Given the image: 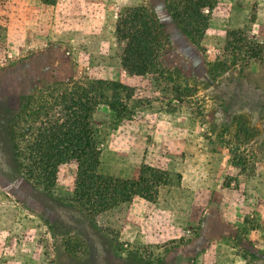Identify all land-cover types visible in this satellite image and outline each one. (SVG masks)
<instances>
[{
	"label": "rangeland",
	"instance_id": "1",
	"mask_svg": "<svg viewBox=\"0 0 264 264\" xmlns=\"http://www.w3.org/2000/svg\"><path fill=\"white\" fill-rule=\"evenodd\" d=\"M166 2L0 0V264H264V0H215L198 42ZM134 6L166 39L142 76L120 65L114 30ZM94 80L121 86L93 114L98 171L148 166L165 181L153 202L90 220L70 200L75 163L46 192L21 174L9 132L53 85Z\"/></svg>",
	"mask_w": 264,
	"mask_h": 264
},
{
	"label": "trees",
	"instance_id": "2",
	"mask_svg": "<svg viewBox=\"0 0 264 264\" xmlns=\"http://www.w3.org/2000/svg\"><path fill=\"white\" fill-rule=\"evenodd\" d=\"M214 4L215 0H167L166 8L184 34L198 42L207 25L202 9L210 10ZM114 30L123 42L122 68L137 76L155 68L166 39L154 13L144 6L123 8ZM109 87L117 90L121 86L103 80L55 84L48 89L46 99L23 115L26 123L9 132L21 174L46 192L53 188L57 167L70 160L75 163L70 200L90 220L133 197L153 202L165 181L162 171L148 166H142L136 178L98 171L100 151L92 120L100 103L115 107L114 99L104 92L111 90ZM56 110L58 115H54Z\"/></svg>",
	"mask_w": 264,
	"mask_h": 264
}]
</instances>
